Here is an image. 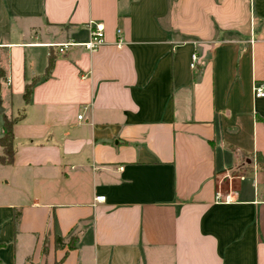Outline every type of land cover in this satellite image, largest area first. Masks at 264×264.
<instances>
[{"label": "crops", "instance_id": "1", "mask_svg": "<svg viewBox=\"0 0 264 264\" xmlns=\"http://www.w3.org/2000/svg\"><path fill=\"white\" fill-rule=\"evenodd\" d=\"M0 66V264H264V0H0Z\"/></svg>", "mask_w": 264, "mask_h": 264}, {"label": "built area", "instance_id": "2", "mask_svg": "<svg viewBox=\"0 0 264 264\" xmlns=\"http://www.w3.org/2000/svg\"><path fill=\"white\" fill-rule=\"evenodd\" d=\"M88 30H89V37L86 41L84 42H75L73 40H67L64 42H57V43H52L51 46L54 47L55 52L57 54H64L69 48L75 45H80L84 47L86 50L92 52L97 50L101 45L105 43V27L102 22H91L88 24ZM118 33V38L115 42L117 46H121L123 44L121 38L119 37L120 35V30H117ZM198 60V55L195 51L191 53L190 56V66L194 67L197 63ZM7 83L10 82V79L8 78ZM253 92L255 96H264V89L263 86L261 85H255L253 87ZM78 118H81V114H78ZM217 197H220L217 195ZM105 196L104 195H99L95 197V200L100 201L104 200ZM226 201L228 200V196L225 197Z\"/></svg>", "mask_w": 264, "mask_h": 264}, {"label": "trees", "instance_id": "3", "mask_svg": "<svg viewBox=\"0 0 264 264\" xmlns=\"http://www.w3.org/2000/svg\"><path fill=\"white\" fill-rule=\"evenodd\" d=\"M54 61H55V56L53 55L52 48H50L44 77H47L50 74L51 69L54 65ZM3 76H4V70L0 66V80ZM36 81H37L36 79H33L31 82L25 84L24 92H23V99L26 103L30 101L32 87L36 83ZM0 87H1V81H0ZM18 117L19 116H16L13 118V117H7L6 115H3L4 133L0 137V146L2 147V153L0 154L1 164H10L13 161V156L15 153V148L13 145V137H14L13 136V125L17 121ZM17 217L18 215L15 216V218ZM55 240H56L57 245L59 246L62 245V238L60 236L57 235L55 237ZM71 246L73 245L71 244ZM55 264H60V263H55Z\"/></svg>", "mask_w": 264, "mask_h": 264}, {"label": "rangeland", "instance_id": "4", "mask_svg": "<svg viewBox=\"0 0 264 264\" xmlns=\"http://www.w3.org/2000/svg\"><path fill=\"white\" fill-rule=\"evenodd\" d=\"M251 169L246 164H241L240 166L234 167L229 171V176L234 177V179H238L242 174L249 173ZM225 189V188H224ZM223 190V187H222Z\"/></svg>", "mask_w": 264, "mask_h": 264}, {"label": "water", "instance_id": "5", "mask_svg": "<svg viewBox=\"0 0 264 264\" xmlns=\"http://www.w3.org/2000/svg\"><path fill=\"white\" fill-rule=\"evenodd\" d=\"M0 111H3V108H2V106H1V102H0Z\"/></svg>", "mask_w": 264, "mask_h": 264}]
</instances>
